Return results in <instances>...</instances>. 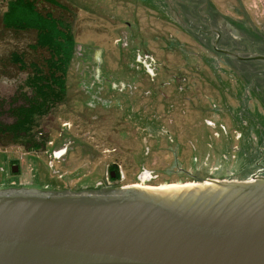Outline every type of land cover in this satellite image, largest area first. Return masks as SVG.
<instances>
[{
	"label": "rangeland",
	"instance_id": "374dc122",
	"mask_svg": "<svg viewBox=\"0 0 264 264\" xmlns=\"http://www.w3.org/2000/svg\"><path fill=\"white\" fill-rule=\"evenodd\" d=\"M9 1L0 0V17ZM59 1L70 8L74 38L67 96L32 128L46 137L38 150L0 146V189L79 192L246 181L257 169L264 173V90H255L262 86L247 90L241 64L240 72L224 66L173 20L181 3L195 12L191 2L200 0ZM207 7L250 39L256 40L252 30L264 36V0H207ZM30 39L0 26V60ZM24 78L0 72L3 108L21 102ZM142 168L152 172L150 182L137 181ZM109 170L121 177L110 178Z\"/></svg>",
	"mask_w": 264,
	"mask_h": 264
},
{
	"label": "water",
	"instance_id": "95a60500",
	"mask_svg": "<svg viewBox=\"0 0 264 264\" xmlns=\"http://www.w3.org/2000/svg\"><path fill=\"white\" fill-rule=\"evenodd\" d=\"M106 190L0 189V264H264V175Z\"/></svg>",
	"mask_w": 264,
	"mask_h": 264
},
{
	"label": "trees",
	"instance_id": "16d2710c",
	"mask_svg": "<svg viewBox=\"0 0 264 264\" xmlns=\"http://www.w3.org/2000/svg\"><path fill=\"white\" fill-rule=\"evenodd\" d=\"M70 13L59 0H10L0 17L2 31L31 36L26 49L11 51L0 60L2 74H25L21 102L3 108L0 100V116L12 117L11 122L0 119V146L17 145L29 151L45 142L46 137L32 128L67 96L66 76L75 53Z\"/></svg>",
	"mask_w": 264,
	"mask_h": 264
},
{
	"label": "flooded vegetation",
	"instance_id": "af4514ba",
	"mask_svg": "<svg viewBox=\"0 0 264 264\" xmlns=\"http://www.w3.org/2000/svg\"><path fill=\"white\" fill-rule=\"evenodd\" d=\"M144 1L146 3H150V0H144ZM200 1L201 2L199 4H197V2L196 3L191 2L192 5H196V6H192L193 8H195V12L193 11L191 12L189 10L186 11L183 10L184 8L183 5H185L183 3H181V6L177 7L178 10L177 8H175L173 10L174 13L171 12L172 15L179 14L177 18L173 19L175 20L174 21L175 24H177L182 31L186 32L188 35L192 36L195 40H197L198 44L201 45L205 50H212L214 54L215 53L218 54L219 57L223 59L224 66L226 65L232 70L240 72L238 67L239 64H241V67L243 68L241 69L242 76L249 75L250 81H248V77L245 78L242 77L243 79L241 81L242 84L243 82L247 83V85H245L247 90L248 88H251V86L254 85V82L262 86L261 88L258 89L254 88L255 90H259V89L264 90V62L258 60L235 59L224 53L217 51L219 49H226L240 56H247L253 53L264 54V36H262L256 30H252L254 31L253 35L257 34L256 40L250 39L246 32L245 33L242 32L243 30L241 28L237 29L234 27L235 24L231 18L223 14H218L217 11H211L207 7V0H200ZM189 9H191V7ZM202 13L205 14V16L201 18ZM240 24L242 25V23ZM259 35L262 38L258 37ZM214 44L216 48H214ZM233 62L238 63V65L236 66ZM151 76L155 77L153 73ZM255 95H256L255 97L256 100L261 102L259 96L262 97V94H258V95L255 94ZM110 174L113 175V177L110 178H114L117 175L114 170H109L108 175L110 176ZM261 174L264 173H262L261 170L257 169L252 175H261ZM117 177L120 178L121 177L120 174H118ZM136 178L138 182H140L139 180L140 178H145L146 182H150L153 179V174L148 169L142 168L140 169L138 176ZM18 188L37 189L36 187L24 186L23 184L18 185L16 189ZM108 190L110 189H107L106 191ZM42 191H51V190L44 189ZM53 191L57 192V190H53Z\"/></svg>",
	"mask_w": 264,
	"mask_h": 264
},
{
	"label": "built area",
	"instance_id": "2783aa9c",
	"mask_svg": "<svg viewBox=\"0 0 264 264\" xmlns=\"http://www.w3.org/2000/svg\"><path fill=\"white\" fill-rule=\"evenodd\" d=\"M139 180H140V182H141V181H146V179H145V178H140Z\"/></svg>",
	"mask_w": 264,
	"mask_h": 264
},
{
	"label": "bare ground",
	"instance_id": "6f19581e",
	"mask_svg": "<svg viewBox=\"0 0 264 264\" xmlns=\"http://www.w3.org/2000/svg\"><path fill=\"white\" fill-rule=\"evenodd\" d=\"M167 186H172V185H165V186H158V187H167Z\"/></svg>",
	"mask_w": 264,
	"mask_h": 264
}]
</instances>
